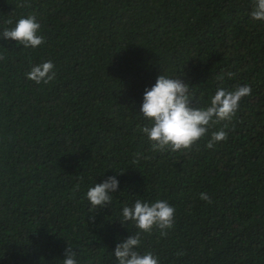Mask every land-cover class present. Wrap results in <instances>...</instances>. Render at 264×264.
Segmentation results:
<instances>
[{"label":"trees","instance_id":"obj_1","mask_svg":"<svg viewBox=\"0 0 264 264\" xmlns=\"http://www.w3.org/2000/svg\"><path fill=\"white\" fill-rule=\"evenodd\" d=\"M250 10L251 0H0V31L34 14L45 38L35 49L0 39V264H62L68 244L79 264H117L116 245L138 231L121 225L122 208L137 199L175 208L166 237L141 234L138 251L159 264H264V22ZM46 61L51 82L27 79ZM161 73L192 86L201 108L219 87H251L226 141L205 147L219 124L190 152L150 151L139 113ZM110 176L111 205L90 212L88 189Z\"/></svg>","mask_w":264,"mask_h":264},{"label":"clouds","instance_id":"obj_2","mask_svg":"<svg viewBox=\"0 0 264 264\" xmlns=\"http://www.w3.org/2000/svg\"><path fill=\"white\" fill-rule=\"evenodd\" d=\"M249 16L253 21L264 22V0H251ZM11 25V20L6 21ZM41 25L34 14L20 17L14 27L4 28L0 31V39L16 41L23 48L35 49L45 43V38L40 35ZM4 57L0 56V60ZM54 64L46 61L32 65L26 74L27 79L37 85L48 84L55 78ZM228 78L233 73H226ZM224 74L217 77L222 80ZM193 87L185 83L181 78H170L160 74L151 88H146L143 102L140 107V115L148 123L140 131L147 137L151 144L150 151L159 153L190 152L192 147L209 134V129L223 124L218 131H212L205 147L213 149L217 143L224 142L228 138L226 129L239 110L243 98L251 95L249 85L237 86L233 90L223 87L217 88L206 107H195ZM139 156V154H137ZM136 162V161H134ZM120 173L117 175H123ZM79 185H77V189ZM119 188L116 176H110L102 183H95L86 193V199L90 202V212L109 207L112 203V194ZM200 199L211 203L210 196L203 192ZM121 225L132 222L138 230L128 236L123 242L116 245L112 252L117 264H159L158 257L152 252L141 253L138 251L141 243V234H151L154 229L166 237L168 230L174 227L175 208L167 201L158 200L148 203L137 199L129 207L122 208ZM96 215L90 216V222L94 223ZM177 255H183L178 252ZM62 264H79L77 252L68 244L65 250V259Z\"/></svg>","mask_w":264,"mask_h":264}]
</instances>
